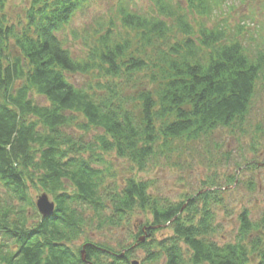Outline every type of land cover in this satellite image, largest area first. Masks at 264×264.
Returning a JSON list of instances; mask_svg holds the SVG:
<instances>
[{"label": "trees", "instance_id": "obj_1", "mask_svg": "<svg viewBox=\"0 0 264 264\" xmlns=\"http://www.w3.org/2000/svg\"><path fill=\"white\" fill-rule=\"evenodd\" d=\"M151 1L146 13L118 9L123 27L139 31L141 56L117 40L113 20L97 25L86 57L72 56L59 35L90 0H30L24 23L0 18V264H264V213L253 220L243 209L235 241L213 239L236 175L225 185L209 175L178 202L154 194L151 179H114L107 154L145 172L177 141L243 126L264 85L262 48L202 21L227 0ZM174 31L182 39L171 41ZM76 74L93 78L77 87L67 77ZM91 129L102 133L88 139ZM248 188L255 190L252 181ZM31 190L52 197L53 215L38 214ZM137 214L145 215L132 236L146 255L141 263L132 260L133 244L122 252L87 239L96 225L121 228ZM160 229L172 233L157 240ZM144 235L150 240L142 243ZM82 238L85 256L73 244Z\"/></svg>", "mask_w": 264, "mask_h": 264}, {"label": "rangeland", "instance_id": "obj_2", "mask_svg": "<svg viewBox=\"0 0 264 264\" xmlns=\"http://www.w3.org/2000/svg\"><path fill=\"white\" fill-rule=\"evenodd\" d=\"M28 1L30 0H8L5 9L0 11V18L4 17L9 25L19 26L18 23H24V12L29 6ZM122 4L138 13H146L152 8L151 0H90L84 11L77 13L72 24L62 35H59L74 58L86 57L89 52L88 46H91L90 44L97 38L94 31L97 25L102 24L107 28L111 20L116 25L117 40L127 41L131 47L128 54L141 56L142 44L139 42V31L125 29L117 19L118 9ZM197 21L191 18L193 26H198ZM202 21L206 22L208 27L221 22L226 26L227 35L239 37L244 45L253 51L260 47L264 51V0H227L211 19ZM96 30L99 31V28ZM175 36L182 39L181 35L174 31L171 41H175ZM154 50L149 48L148 54L152 55ZM13 53L19 55L16 50ZM89 76L76 74L67 77L73 85L82 87L92 80L93 75ZM32 97L38 104H46V100L36 93ZM246 119V123L241 127L216 130L209 138L199 142H175L170 155L166 156V159L163 158L148 165L145 172H138L128 160L118 159L113 153L105 157L112 163L114 171L112 174L120 186L130 176L143 180L151 179L155 184L152 191L154 194L171 198L176 202L183 200V195H192L200 191L202 182L209 175H217L222 185H225L228 176L236 175L240 184L225 187V203L217 209V222L221 228L213 238L221 245L234 242L239 227L238 216L243 209L250 211L253 220H257L264 213V85L262 81L257 85L251 110ZM69 132L77 136L81 134L77 131ZM101 133L100 130L91 129L86 137L90 139L91 136ZM238 167H241L240 170ZM250 181L255 185L254 191L248 188ZM30 193L33 203L46 194L36 190H31ZM48 197L53 202L52 197L49 195ZM144 218L145 215L137 214L121 228L99 230L96 225L90 231L91 233L87 234V239L90 238L94 243H103L115 251L123 252L125 249L122 248H127L134 243L133 233L145 223ZM171 233V230L160 229L154 234V238L161 240ZM149 238L144 235L141 242L149 241ZM84 241L85 238H82L73 243L76 248H80L81 254L85 253L82 247ZM133 245L134 259L132 260L141 263L146 255L143 250L137 248V244ZM152 264H165V262Z\"/></svg>", "mask_w": 264, "mask_h": 264}, {"label": "water", "instance_id": "obj_3", "mask_svg": "<svg viewBox=\"0 0 264 264\" xmlns=\"http://www.w3.org/2000/svg\"><path fill=\"white\" fill-rule=\"evenodd\" d=\"M36 203V207L43 217H50L55 213V203L49 200L47 194L40 196Z\"/></svg>", "mask_w": 264, "mask_h": 264}]
</instances>
